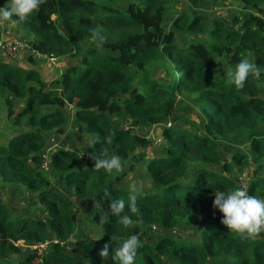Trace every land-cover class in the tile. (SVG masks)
Returning a JSON list of instances; mask_svg holds the SVG:
<instances>
[{"label":"trees","instance_id":"trees-1","mask_svg":"<svg viewBox=\"0 0 264 264\" xmlns=\"http://www.w3.org/2000/svg\"><path fill=\"white\" fill-rule=\"evenodd\" d=\"M219 1L189 0L191 13L175 17L170 30L166 26L170 0H42L24 20L10 19L45 60L77 62L46 81L36 69L0 61V94L24 102L16 123L27 117L28 124L18 126L10 140L0 142L2 183L35 195L49 219L11 208L0 199V264H78V259H85V264H118L111 258L112 250L134 233L142 244L134 264H209L222 259L264 264V235L251 238L229 231L213 207L216 191L238 187L230 174L248 161L255 164L256 175L246 190L264 197V97L260 90L264 7L258 0H222L236 1L241 12L229 22H209L204 11ZM5 3L0 0V6ZM184 33L193 37L180 42ZM220 60L229 68L227 75L215 72ZM241 60L254 63L260 71L236 88L230 83L231 73ZM184 94L190 98L191 118L186 124L165 127L160 151L149 157L147 150L153 142L122 127V120L129 119L134 128L162 125ZM5 104L8 116L13 117V102ZM66 106L77 109L76 124L92 144L83 158L64 146L54 148L47 175L38 165L48 134L62 133L67 124L62 110ZM238 136L246 139L247 149L236 150L231 162L223 161L220 143ZM91 153L106 157L115 153L121 163L143 164L157 191L113 185L124 174L93 169ZM50 175L99 205L95 219L103 220L102 232L97 240L82 243L77 253L66 250L77 228V211L53 189ZM106 189L112 199L124 200L121 215H129L131 225L119 224V216L111 214ZM131 195L136 196L139 219L128 211ZM184 225L199 228L198 241L175 236L160 237L151 244L146 239L152 227L174 230ZM54 238L56 242L47 245L43 256L36 250L24 252L18 245L48 244ZM109 241V256L102 258L99 252Z\"/></svg>","mask_w":264,"mask_h":264},{"label":"rangeland","instance_id":"rangeland-1","mask_svg":"<svg viewBox=\"0 0 264 264\" xmlns=\"http://www.w3.org/2000/svg\"><path fill=\"white\" fill-rule=\"evenodd\" d=\"M261 6L264 7V0H258ZM192 11V6L189 0H170L167 14H166V26L170 30L175 17L181 15H189ZM241 12L240 7L236 1H219L218 3L210 6L204 11L205 16L208 21L221 19L229 22L233 15L239 14ZM182 37V38H181ZM178 39L180 42L188 41L193 37L190 33H184ZM20 39L22 42H28L30 39L22 33L15 25H13L10 20L3 21L0 26V41L2 45H8ZM59 62L55 66L49 64L45 59L35 58L31 51L19 52L16 55H9L4 48L0 46V61H7L11 64L23 67V68H33L36 69L46 81H51L61 75L64 69L75 62L76 59H58ZM57 61V60H56ZM52 63V62H51ZM55 63V62H54ZM52 63V64H54ZM215 72L217 74L227 75L229 73V68L226 63L222 60L217 62L215 66ZM264 72V70H263ZM261 97H264V80L260 86ZM6 100L13 102L14 106V116L9 117L6 107ZM24 102L22 100L14 98L12 95L3 96L0 94V142H5L10 140L15 135V129L19 126V129L28 126L27 117L24 118L18 125L16 123V117L18 114L24 110ZM194 106V105H193ZM67 117V124L63 128V132L59 133L53 131L48 134L46 142V150L41 155L42 162L38 165L40 171H44L49 175L51 151L56 147H65L72 152H76L80 158H83L86 154V147L92 144V139L87 136L76 124V108L74 106H66L62 108ZM44 111H48L45 108ZM192 116V106L190 103V98L188 94L181 95L175 110V113L167 120L166 123L153 126L149 129L144 128H134L129 119H124L121 122L122 127L131 128L136 134L142 135L150 139L153 144L148 148L147 154L150 157L160 151L163 145L162 132L165 127L176 126L179 124H186V121ZM221 146V156L223 161L231 162L233 153L236 150L244 151L248 147L246 139L243 137H236L229 139L220 143ZM148 157V159H149ZM233 163V162H232ZM122 167L119 170L124 174V179L120 183H115L113 185L120 188H125L130 186L133 189H142L148 192H156L157 189L152 186L151 178L147 175L143 164L134 162L121 163ZM31 167L36 166L29 163ZM134 166L132 169L130 166ZM255 164L252 161H248L243 166L234 167L233 172L230 176L237 181L238 187L247 188L249 182H251L255 177ZM53 181V189L63 195L67 201H69L75 211H77V228L72 238L66 245V250L69 253H77L79 246L88 240H97L100 236L102 229L101 225L103 220L95 219V214L99 213V205L97 202L91 199H86L80 197L72 192L66 186H61L58 184L53 176H51ZM264 198V197H262ZM0 199L4 201L11 208L25 209L27 213H33L36 218L44 219L49 221L48 215L44 212V209L40 206L39 202L32 193L26 192L23 187L16 185H7L2 183V176H0ZM264 235V232L259 233ZM185 237L194 238L198 241L200 237L199 228L193 227L192 225H184L181 228H175L174 230L165 229L162 227L155 228L152 227L146 232V239L149 243L154 244L160 237ZM255 236V237H256ZM56 242L54 240L50 241L47 245L51 246ZM21 246L24 252L34 250V245H26L23 242L18 244ZM35 251V250H34ZM44 253V252H43ZM42 253V254H43ZM41 254V255H42ZM43 256V255H42ZM41 256V257H42ZM22 258L21 256H16ZM78 264H85V259H78ZM171 264V263H170ZM209 264H233L227 259H222L219 261H211Z\"/></svg>","mask_w":264,"mask_h":264},{"label":"clouds","instance_id":"clouds-1","mask_svg":"<svg viewBox=\"0 0 264 264\" xmlns=\"http://www.w3.org/2000/svg\"><path fill=\"white\" fill-rule=\"evenodd\" d=\"M42 0H6L4 6H0V22L8 21L12 17L24 20L29 14L36 10ZM16 22V21H13ZM259 69L254 63L247 60L239 61L231 73L230 83L236 88H242L246 78L251 75H259ZM108 139V138H106ZM94 161L93 169H103L105 172L119 171L122 167L121 158L113 153L106 157L104 153L97 156L90 154ZM104 196L108 198V208L112 215L119 216L118 223L127 227L133 223L129 215L121 213L125 207L123 199H112L111 193L106 189ZM213 207L221 213L220 223L229 231L240 235L255 238L264 232V198H258L249 194L244 187H236L227 191H216L214 193ZM128 211L137 214L136 196L129 197ZM112 241L105 243L99 252L104 258L109 256V248ZM142 246L139 234L134 233L124 239L120 245L112 250L111 258L118 264H134L138 248Z\"/></svg>","mask_w":264,"mask_h":264},{"label":"built area","instance_id":"built-area-1","mask_svg":"<svg viewBox=\"0 0 264 264\" xmlns=\"http://www.w3.org/2000/svg\"><path fill=\"white\" fill-rule=\"evenodd\" d=\"M2 25V22H0V26ZM0 46L5 49L7 54L9 55H16L19 52L23 51H31L32 55L37 59H46V56L42 55L41 53L31 49V46L28 42H22L20 39L17 41L8 44V45H2V42L0 41ZM56 58H48V61L54 63L56 62ZM34 250L38 251L40 254H42L47 249V244H38L33 246Z\"/></svg>","mask_w":264,"mask_h":264},{"label":"crops","instance_id":"crops-1","mask_svg":"<svg viewBox=\"0 0 264 264\" xmlns=\"http://www.w3.org/2000/svg\"><path fill=\"white\" fill-rule=\"evenodd\" d=\"M48 61V60H47ZM7 62V61H6ZM50 65L52 66H55L57 63L56 62H59V60H57L54 64H52L50 61H48ZM56 79V78H55Z\"/></svg>","mask_w":264,"mask_h":264}]
</instances>
